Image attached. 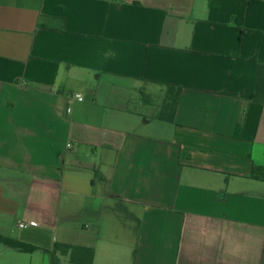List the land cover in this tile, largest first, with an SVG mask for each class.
I'll use <instances>...</instances> for the list:
<instances>
[{
    "label": "crops",
    "instance_id": "crops-1",
    "mask_svg": "<svg viewBox=\"0 0 264 264\" xmlns=\"http://www.w3.org/2000/svg\"><path fill=\"white\" fill-rule=\"evenodd\" d=\"M259 62L264 0H0V264H264Z\"/></svg>",
    "mask_w": 264,
    "mask_h": 264
},
{
    "label": "trees",
    "instance_id": "trees-1",
    "mask_svg": "<svg viewBox=\"0 0 264 264\" xmlns=\"http://www.w3.org/2000/svg\"><path fill=\"white\" fill-rule=\"evenodd\" d=\"M169 89L170 93L167 95L166 102L157 118L172 122L174 121V113L179 102L182 88L169 86ZM253 96L255 102L264 104V62H259L257 87L253 92ZM249 177L264 182V166L255 165ZM0 244L26 253H32L38 249L35 245L2 235H0ZM49 253L52 255V264H61L60 256H68L71 264H93L95 251L91 247L57 242L53 250L49 251Z\"/></svg>",
    "mask_w": 264,
    "mask_h": 264
},
{
    "label": "rangeland",
    "instance_id": "rangeland-1",
    "mask_svg": "<svg viewBox=\"0 0 264 264\" xmlns=\"http://www.w3.org/2000/svg\"><path fill=\"white\" fill-rule=\"evenodd\" d=\"M145 91H146V94L144 96V101H143L144 102V107L142 109H144V113L146 115H149V113H153L155 111V108L153 106H151V104L148 103L149 98H151V96H153L154 99L155 98L157 99V102L160 101L161 98H158L160 93L152 94V93H150L151 91L149 92L148 89H146ZM150 94H151V96H150ZM146 100H147V102H146ZM45 232L49 233L50 231L47 230ZM67 261H68L69 264H71L70 261H69V257H67Z\"/></svg>",
    "mask_w": 264,
    "mask_h": 264
},
{
    "label": "built area",
    "instance_id": "built-area-1",
    "mask_svg": "<svg viewBox=\"0 0 264 264\" xmlns=\"http://www.w3.org/2000/svg\"><path fill=\"white\" fill-rule=\"evenodd\" d=\"M31 224H32V225H35L34 223H31ZM19 226L22 227V228H24V227L26 226V223L21 222V223L19 224Z\"/></svg>",
    "mask_w": 264,
    "mask_h": 264
}]
</instances>
